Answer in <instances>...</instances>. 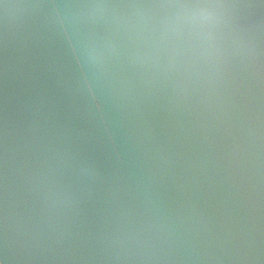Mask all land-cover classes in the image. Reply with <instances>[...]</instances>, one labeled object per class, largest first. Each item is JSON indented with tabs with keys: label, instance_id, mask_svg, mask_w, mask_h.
Masks as SVG:
<instances>
[{
	"label": "water",
	"instance_id": "water-1",
	"mask_svg": "<svg viewBox=\"0 0 264 264\" xmlns=\"http://www.w3.org/2000/svg\"><path fill=\"white\" fill-rule=\"evenodd\" d=\"M0 264H264V0H0Z\"/></svg>",
	"mask_w": 264,
	"mask_h": 264
}]
</instances>
